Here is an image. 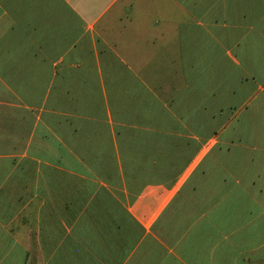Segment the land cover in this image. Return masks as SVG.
<instances>
[{"label": "crops", "instance_id": "crops-1", "mask_svg": "<svg viewBox=\"0 0 264 264\" xmlns=\"http://www.w3.org/2000/svg\"><path fill=\"white\" fill-rule=\"evenodd\" d=\"M0 264H264V0H0Z\"/></svg>", "mask_w": 264, "mask_h": 264}]
</instances>
